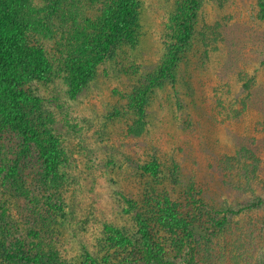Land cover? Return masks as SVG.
Returning <instances> with one entry per match:
<instances>
[{"label": "rangeland", "instance_id": "1", "mask_svg": "<svg viewBox=\"0 0 264 264\" xmlns=\"http://www.w3.org/2000/svg\"><path fill=\"white\" fill-rule=\"evenodd\" d=\"M137 1L132 39L84 88L73 91L63 70L31 85L58 175L47 181L35 145L5 136L25 197L5 207L17 229L0 232V263L12 264L17 243L54 264L113 259L114 231L134 242L141 223L166 264H256L264 254V0ZM56 25L41 45L59 65L73 37ZM175 48L177 81L152 86ZM163 199L191 223L185 233L157 221Z\"/></svg>", "mask_w": 264, "mask_h": 264}, {"label": "trees", "instance_id": "2", "mask_svg": "<svg viewBox=\"0 0 264 264\" xmlns=\"http://www.w3.org/2000/svg\"><path fill=\"white\" fill-rule=\"evenodd\" d=\"M138 8L137 0H41L38 3L35 0H0V165H3L0 168V192L3 196L0 198V232L7 225L9 232L15 233L16 224L7 221L9 217L5 207L13 202V198L25 197L19 176L21 160L16 156V151L3 144L7 134L35 145L43 160L47 181L58 175V145L52 135H42L39 125L33 121L31 106H40L37 95L30 90L31 85L59 78L61 75L57 72L63 70L71 89L80 91L95 77L99 62L132 39ZM56 24L61 25L69 38L73 37V49L59 65L58 61L50 60L41 45L42 36L47 38L42 29L46 30L47 25L56 28ZM188 32L189 28L186 29V38ZM29 37L35 43H31ZM179 50L175 48L171 51L165 67L150 82L152 86L161 81L175 84L180 61L177 57ZM171 207L169 201L163 199L157 208V221L165 232L173 235L180 231L185 233L191 223L177 216ZM138 229L140 237L134 242L120 231L112 229L116 233L115 242L108 251L113 250V259L90 257L88 264H151L153 261L166 264L149 225L141 223ZM184 239L190 238L182 237L180 240ZM247 247L250 248V244ZM28 248L17 243L8 254L10 262L54 264L59 260L40 258L33 244ZM193 259L194 256L192 262ZM256 260V264L264 261V254L260 253Z\"/></svg>", "mask_w": 264, "mask_h": 264}]
</instances>
